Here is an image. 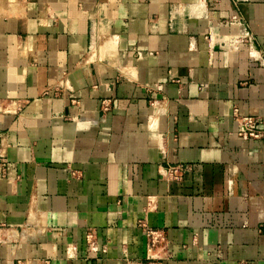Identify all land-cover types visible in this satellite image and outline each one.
Here are the masks:
<instances>
[{"label": "crops", "instance_id": "1", "mask_svg": "<svg viewBox=\"0 0 264 264\" xmlns=\"http://www.w3.org/2000/svg\"><path fill=\"white\" fill-rule=\"evenodd\" d=\"M233 110L264 133V0H0V264H264Z\"/></svg>", "mask_w": 264, "mask_h": 264}, {"label": "built area", "instance_id": "2", "mask_svg": "<svg viewBox=\"0 0 264 264\" xmlns=\"http://www.w3.org/2000/svg\"><path fill=\"white\" fill-rule=\"evenodd\" d=\"M233 118L238 124L237 136L248 139H258L264 137V133L258 130V121L255 118L250 117H240L236 110H233ZM0 163L3 165V161L0 159ZM165 175L170 180H181L183 176L189 171L187 166L180 165H167L164 168ZM138 228L143 232L146 251L149 256L151 253L157 250H162L167 244L166 233L162 229H155L149 227L145 222H139ZM86 243L91 246L93 242L92 233H88L85 236ZM151 258V257H150Z\"/></svg>", "mask_w": 264, "mask_h": 264}]
</instances>
